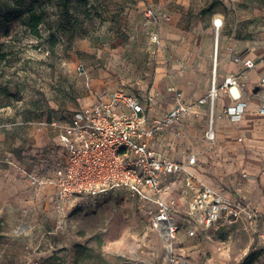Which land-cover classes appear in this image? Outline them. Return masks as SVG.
I'll use <instances>...</instances> for the list:
<instances>
[{
    "label": "rangeland",
    "instance_id": "obj_1",
    "mask_svg": "<svg viewBox=\"0 0 264 264\" xmlns=\"http://www.w3.org/2000/svg\"><path fill=\"white\" fill-rule=\"evenodd\" d=\"M153 2L69 0L64 8L63 0H0V53L5 55L0 63V264H264V210L259 208L264 207V157H259L252 174L243 136L235 137L230 153L223 155L226 164L204 163L197 174L217 191L245 197L259 218L200 227L195 236L188 234L185 223L173 241V254L134 195L119 190L59 209L51 181L40 188L27 175L29 171L53 180L55 163L65 152L60 131L51 122L62 123L75 110L107 96L118 83L124 81L138 94L154 93V111L163 112L172 104L170 83L183 87L190 97L206 96L216 59L219 76L240 77L247 71L228 73L224 64L246 58L254 43L264 47V0H189V6L175 9L186 19L179 15L167 19ZM15 4L24 8L34 4L45 11L40 35L10 18L8 12ZM148 6L159 15L156 28L146 23ZM215 19L222 22L219 28ZM162 28L183 35L164 39ZM155 31L162 42L153 41ZM189 35L195 47L208 39L211 49L190 64L175 54ZM180 63L183 68L174 69ZM160 65L166 74L155 88ZM178 75L179 83L174 80ZM191 75L195 76L190 83ZM241 83L246 92L252 86ZM205 110L202 133L211 106ZM216 124H220L218 115ZM48 129L56 133L42 144ZM225 129L223 125L220 130ZM207 144L192 145L191 150L202 149L205 156ZM44 147L48 149L42 156ZM34 148L40 150L38 157ZM176 185L174 198L186 210L190 196L183 192L181 181ZM45 187L51 192L44 194Z\"/></svg>",
    "mask_w": 264,
    "mask_h": 264
},
{
    "label": "built area",
    "instance_id": "obj_2",
    "mask_svg": "<svg viewBox=\"0 0 264 264\" xmlns=\"http://www.w3.org/2000/svg\"><path fill=\"white\" fill-rule=\"evenodd\" d=\"M144 15L146 23L156 28L159 15L154 8L146 7ZM214 24L219 28L222 22L215 19ZM153 40L159 42L158 31L153 32ZM234 62L241 64L242 71L257 65L251 57H236ZM167 90L172 104L158 114L153 113L154 93L130 91L123 81L107 96L75 110L62 123L52 121L51 125L60 131L64 156L55 163L53 180L27 171L31 182L41 188L51 181L53 201L59 209L119 190L134 195L147 208L151 226L164 235L171 254L173 241L185 223L188 234L195 236L200 227L256 221L259 213L245 197L217 191L201 180L197 169H189L199 165L202 149L191 150L194 143H187L181 159L173 151L177 139L189 137L187 120L200 118L202 107L210 105L207 127L194 142H208L209 156L217 154L216 101L222 94L228 96L223 113L232 121H239L248 108L239 74H227L218 83L214 73L209 94L202 97H186L174 83ZM253 92L262 95L259 110L264 114V76ZM178 181L190 196L186 210L174 198Z\"/></svg>",
    "mask_w": 264,
    "mask_h": 264
},
{
    "label": "crops",
    "instance_id": "obj_3",
    "mask_svg": "<svg viewBox=\"0 0 264 264\" xmlns=\"http://www.w3.org/2000/svg\"><path fill=\"white\" fill-rule=\"evenodd\" d=\"M188 2L189 0H156L155 2L156 4L154 2L153 3L157 6L159 11H162L167 16H169V19H171L172 17L175 18L176 15H179L178 17L179 19H186V16L183 13L181 12L177 13L175 9L179 7L180 4L189 6L190 3ZM215 15H218V14H215ZM162 29L164 31L163 32L164 39L167 38V39L175 40L177 38H181V36L183 35V33H181L180 31H175L172 29L165 31L164 28ZM190 37H191L190 35L187 38L185 36L184 40L175 49L176 56L183 57L186 63L188 64L192 63L199 55L201 54L208 55L211 52L210 43L208 39H205L204 43L200 45L199 47H195L189 41ZM247 57L254 58L257 61V65L255 66V68L251 69L250 71H247L246 73L240 75L239 78L241 81L244 80L245 82L252 83V86L249 87V91H247L248 93L246 92V90H244L245 91L244 96H245V99L248 101V108L245 114L247 112H250L253 115V119L248 124H245V123L242 124V121H243L242 118L244 117L245 114L239 121H232L229 117L224 116L222 113H223L224 106L228 103V96L222 94V96H220V98L216 101L215 113H214L215 127L217 130V141L218 143L219 142H222V143L217 144L218 154H216L215 156L211 157L209 156V153L205 156L204 155L199 156L200 163L197 167H195L197 171H199V169L201 170V167L204 163H211L212 165H217L219 167L223 166V164H226L227 161L224 160L223 155L228 156V154L230 153L231 147H233L232 141H234L235 140L234 138L238 136H243L245 138L246 146L248 150H250V154H249L250 157L248 158L247 161L251 163L252 174L255 173L256 169L259 167L257 165L259 157L260 156L264 157V114L261 113L259 110L261 103L263 102V98L260 93L253 92V88L257 84L260 83L262 77L264 76V47H257L255 51L251 50L250 53L247 54ZM174 63H177V62L174 61ZM229 63L230 62H226L224 64V68L228 73L230 70L232 72L237 73L241 69V65H239L238 63L234 62V64L236 65L235 68L230 67ZM180 66L183 68L182 63H180V65H177V66L175 65L174 69H181L179 68ZM160 67L163 68V70H165V67L163 65H160ZM214 69L216 70L215 73H216L217 82L221 83L225 76L221 77L218 74L219 62L217 63V65L216 64L213 65V69H212L213 73H214ZM181 71H184V70H179L178 72H181ZM165 74L166 73L164 71V74L161 77L160 81L165 76ZM182 74L183 73H180L179 75H182ZM179 75L175 77L174 79L175 82L179 83L181 81V78L179 77ZM194 76L195 75H191L190 78H188V82L191 83L193 81ZM179 88L183 90V87L180 86ZM183 92L185 93L186 97H190L185 90H183ZM205 106L202 107L203 115L200 118L193 117L187 120L186 125H187V131H188L189 137L186 139L184 138L177 139V141H175L176 145L173 147V151H174V154L180 159L182 158V147L185 144L193 142L196 147L199 146L201 148V144L206 142V141H203V142L200 141L202 143L194 142L196 137H200V135H202L201 125L204 122L205 117L207 115ZM153 113L158 114L160 112H155L153 110ZM217 115L220 120L219 125L216 124ZM223 125L227 126V129H225L224 133H222L220 130ZM46 133L47 134L44 135L43 139L40 141L42 144H46L50 140V137H51L50 135H54L56 132L54 129H48ZM170 136L171 135H169L168 138H170ZM160 145L161 147H164L165 144L161 141ZM47 149H48L47 147H44L43 149H41V152L45 153V154L41 153L42 156L46 155ZM38 151L40 150H38L37 148H34L33 149V152L35 153L34 155H36ZM242 155L243 154L240 152L239 160H241ZM30 157H33V154H31ZM36 157H38V155H36ZM218 160L221 161L220 165L216 163L218 162ZM0 173H3V171L1 170ZM51 190H52L51 187H45L42 192L46 194V193H50ZM2 202H3V199L0 197V211L2 208ZM259 208L264 210L263 206H260Z\"/></svg>",
    "mask_w": 264,
    "mask_h": 264
},
{
    "label": "trees",
    "instance_id": "obj_4",
    "mask_svg": "<svg viewBox=\"0 0 264 264\" xmlns=\"http://www.w3.org/2000/svg\"><path fill=\"white\" fill-rule=\"evenodd\" d=\"M69 0H63L64 8L68 7ZM11 19H19L26 26L31 33L40 35L39 26L44 23L46 14L44 10L39 9L34 4H30L27 7H22L19 4L12 6L8 12ZM53 43L52 46H54ZM4 54L0 53V63L4 59Z\"/></svg>",
    "mask_w": 264,
    "mask_h": 264
},
{
    "label": "bare ground",
    "instance_id": "obj_5",
    "mask_svg": "<svg viewBox=\"0 0 264 264\" xmlns=\"http://www.w3.org/2000/svg\"><path fill=\"white\" fill-rule=\"evenodd\" d=\"M154 41V40H153ZM159 42L161 41H163V39H161V40H158ZM155 42V41H154ZM250 48H251V50L252 51H255L256 49H257V43H254V44H252L251 46H250ZM218 49V48H217ZM217 52H218V50H217ZM214 57H215V54H214ZM215 59V58H214ZM218 60L216 59V62H214V65L216 64L217 65V62ZM229 65H230V67H236V65L234 64V62H230L229 63ZM164 71H166V69L165 70H163V68H161L160 66L158 67V70H157V74H156V78H155V83H154V86H155V88L156 87H158L159 86V82H160V79H161V77L163 76V74H164ZM216 72V70L214 69V73ZM229 73H235V72H232L231 70L229 71ZM214 110H215V106H214ZM243 119V121H242V124H248L252 119H253V115L250 113V112H247L245 115H244V117L242 118ZM191 171H196V169L194 168V167H190L189 168Z\"/></svg>",
    "mask_w": 264,
    "mask_h": 264
}]
</instances>
